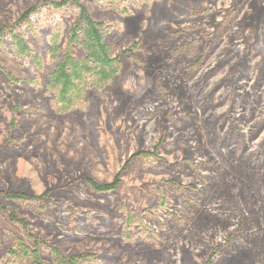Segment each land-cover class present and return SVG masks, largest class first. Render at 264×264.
Here are the masks:
<instances>
[{
  "label": "rangeland",
  "instance_id": "obj_1",
  "mask_svg": "<svg viewBox=\"0 0 264 264\" xmlns=\"http://www.w3.org/2000/svg\"><path fill=\"white\" fill-rule=\"evenodd\" d=\"M82 1L111 26L120 69L83 108L57 113L46 88L59 21L41 7L50 0H0V29L37 7L33 30L15 31H29L45 58L42 70L16 58L5 31L0 192L42 198L0 199V264H31L9 251L18 241L35 248V238L50 264V247L94 254L92 264H264V0H126L127 16ZM64 16L63 51L74 21ZM118 172L109 192L87 181Z\"/></svg>",
  "mask_w": 264,
  "mask_h": 264
},
{
  "label": "trees",
  "instance_id": "obj_2",
  "mask_svg": "<svg viewBox=\"0 0 264 264\" xmlns=\"http://www.w3.org/2000/svg\"><path fill=\"white\" fill-rule=\"evenodd\" d=\"M100 3H108L107 9L115 11L121 16L131 14V5L126 0H95ZM162 1V0H157ZM147 3V0H143ZM41 7L48 9L53 23H56V17L59 18L51 31V39L48 40L47 62H53L52 70L46 85L47 90L53 96V108L57 113H68L77 108H83L86 104V97L90 89L102 90L115 77L120 69V55L113 56L112 46L107 42V36L112 32L111 26L106 22L95 20L88 8L82 0H50ZM37 7L26 9L16 25L3 27L0 29V44L5 43V31L10 35L6 40L12 48V54L16 58L25 62L32 63L36 69L42 70L45 64V58L36 55L26 36L29 31L33 30L30 23L33 22V15L37 12ZM58 13H55V11ZM56 11V12H57ZM72 16L74 21L67 30V46L62 50L61 39L65 28V22L60 17L64 15ZM62 13V14H61ZM33 14V15H32ZM28 24L29 31L18 34L15 30ZM75 48L82 51L80 56L74 55ZM26 64V63H24ZM48 64V63H47ZM27 66H31L27 64ZM1 69V66H0ZM30 69V68H29ZM3 70V69H2ZM10 81L20 83V79L13 74L7 73ZM34 84V80H27ZM15 128V123H13ZM138 155H149V152H139ZM136 155V154H134ZM134 157V156H133ZM131 160V159H130ZM121 172H118L114 179L109 183H99L93 179H87L88 183L95 192H109L116 189L121 180ZM16 199L22 201L41 199L42 196H29L23 191H4L0 192V199ZM2 209L8 213L11 221L22 224L27 227L26 221L18 216L15 211L9 210L6 206ZM131 219V216H128ZM131 230L132 228L129 227ZM142 228V225H141ZM139 235V234H138ZM9 251L11 256H20L31 259V264H50L45 263L40 255L41 246H45V242L39 238H35V248H30L22 241L14 244ZM53 254V263L51 264H92L97 260V256L91 253L73 254L64 257L58 248L50 247Z\"/></svg>",
  "mask_w": 264,
  "mask_h": 264
}]
</instances>
